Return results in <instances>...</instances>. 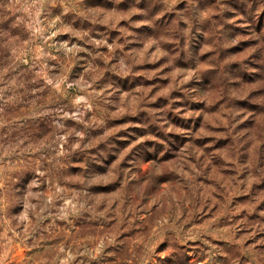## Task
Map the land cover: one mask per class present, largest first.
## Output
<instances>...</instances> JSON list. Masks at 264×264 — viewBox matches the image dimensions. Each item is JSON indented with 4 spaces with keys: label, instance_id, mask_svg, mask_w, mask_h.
Segmentation results:
<instances>
[{
    "label": "rangeland",
    "instance_id": "rangeland-1",
    "mask_svg": "<svg viewBox=\"0 0 264 264\" xmlns=\"http://www.w3.org/2000/svg\"><path fill=\"white\" fill-rule=\"evenodd\" d=\"M0 264H264V0H0Z\"/></svg>",
    "mask_w": 264,
    "mask_h": 264
}]
</instances>
